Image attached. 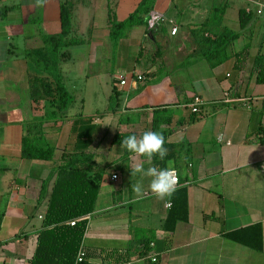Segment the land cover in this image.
<instances>
[{
    "label": "crops",
    "instance_id": "obj_1",
    "mask_svg": "<svg viewBox=\"0 0 264 264\" xmlns=\"http://www.w3.org/2000/svg\"><path fill=\"white\" fill-rule=\"evenodd\" d=\"M141 1L47 0L35 6V0H0V264H30L55 168L65 161L101 179L83 238L89 263L113 264L116 251L132 243L135 250L121 264H145V258L156 264H264V86L256 81L264 30L254 41L247 34L258 29L252 18L264 0H154L159 23L148 28L144 15L112 43L109 10L121 22ZM62 8L69 30L57 50L58 71L73 97L63 111L49 74L33 63L50 66L44 37L61 33ZM240 10L251 17L242 29ZM191 31L210 38L237 34L228 45L230 58L219 65L207 61ZM94 66L96 72L87 71ZM120 70L127 75L124 85ZM42 78H49V96L37 81ZM111 95L114 112L106 110ZM194 97L203 101L199 114L189 108ZM32 124L39 143L54 149L52 161L25 156ZM152 128L164 137L165 168L175 170L176 190L183 189L187 200L164 252L161 228L170 203L150 192L151 178L131 176L139 164L146 170L162 161L133 154L122 161L123 148L112 144L116 133L140 136ZM138 182L143 199L132 191ZM231 233L248 244L228 238ZM144 242L147 254H141Z\"/></svg>",
    "mask_w": 264,
    "mask_h": 264
},
{
    "label": "trees",
    "instance_id": "obj_2",
    "mask_svg": "<svg viewBox=\"0 0 264 264\" xmlns=\"http://www.w3.org/2000/svg\"><path fill=\"white\" fill-rule=\"evenodd\" d=\"M153 2L154 0H142L135 10L121 22H117L110 15L109 10L110 41L116 43L126 28L140 22L142 16L148 15L152 10ZM250 21L251 17L246 15L243 10H240L238 13L239 28H245ZM60 24L61 33L59 35L44 37V43L47 46L45 53L50 59V66H43L41 62L36 60H33V63L36 68L49 74L52 82L55 84V90L59 93L60 110L63 111L73 101V97L68 93L63 78L58 71L57 50L63 44V38L69 30V17L67 10L64 8L60 12ZM191 34L199 48V53L207 61L216 60V65L222 64L230 58L227 55L228 45L237 37V34L230 31H223L218 37L214 38H210L208 35L207 37H199L195 31H191ZM208 43L209 46L202 49V46ZM256 65V68H258L256 81L264 86V56L257 58ZM37 81L43 94L49 96L52 92L49 78L37 79ZM115 99L114 95L109 97L107 111L114 112ZM36 128L35 124L29 125L27 128L28 135L26 139L30 140V143L24 146L25 156L32 160L50 162L53 159L54 149L44 147L39 143V133H37ZM155 130L152 128L150 131L155 132ZM130 135L133 134L120 135L116 133L113 136L112 144L120 145V142ZM130 155L131 153L123 149L121 160H128ZM165 162L166 159L158 163L159 168H165ZM54 173L55 180L48 196L47 210L42 219V229L36 236V249L30 264H91L85 251L82 261L76 263L77 252L86 231V221L80 220V218L93 212L101 179L96 173L90 176L87 169L80 168L75 162L68 161L57 166ZM44 194L45 183L43 182L40 196L42 197ZM186 203L184 190H176L170 199V209L161 228V232L164 234L161 252L169 249L175 223L183 219L186 213ZM70 221H75L73 226L69 224ZM237 234H227V237L237 242H244L241 238H238ZM142 246L144 249L141 251V254H147V250L149 249L148 243L144 242ZM134 250V245L130 243L125 250L116 251L119 257L113 264H121ZM144 263L153 264L150 258H145Z\"/></svg>",
    "mask_w": 264,
    "mask_h": 264
},
{
    "label": "clouds",
    "instance_id": "obj_3",
    "mask_svg": "<svg viewBox=\"0 0 264 264\" xmlns=\"http://www.w3.org/2000/svg\"><path fill=\"white\" fill-rule=\"evenodd\" d=\"M47 0H35V6H43ZM165 140L160 132L145 131L142 135L135 134L126 137L120 142V147L126 149L134 157H147L149 161L158 157L163 161L168 155V149L164 146ZM140 174L142 177H149V190L159 200L170 199L176 190L178 177L174 170L170 168H157L151 166L144 169L142 164L137 165L131 171V176ZM132 191L136 199H143L145 190L142 183H136L132 186Z\"/></svg>",
    "mask_w": 264,
    "mask_h": 264
},
{
    "label": "built area",
    "instance_id": "obj_4",
    "mask_svg": "<svg viewBox=\"0 0 264 264\" xmlns=\"http://www.w3.org/2000/svg\"><path fill=\"white\" fill-rule=\"evenodd\" d=\"M257 15L258 16H262L264 17V3L263 4H257ZM162 19V15L156 11H150L149 14L147 15V27L148 28H153L155 27L159 21ZM177 32V28L173 27L171 29L170 34L172 36H174ZM138 80H142V77L138 76L137 77ZM120 84L124 85L125 81L124 79L120 80ZM227 96V95H226ZM228 101V100H227ZM203 106V101L199 98V97H194L189 105L190 111L192 114H199L200 111L199 109ZM175 172V170H174ZM176 174V172H175ZM263 174H264V170H263ZM177 175V174H176ZM111 181H115L117 179V177L115 175L111 176ZM178 184V183H177ZM167 207H169V204L167 205ZM80 220L86 221V230L88 227V221H89V215H85L83 217L80 218ZM75 223V221H70V225L73 226ZM85 252H84V248H83V241L80 244L79 250L77 252V256H76V263H80L82 261V259L84 258ZM152 262H155V259H151Z\"/></svg>",
    "mask_w": 264,
    "mask_h": 264
},
{
    "label": "rangeland",
    "instance_id": "obj_5",
    "mask_svg": "<svg viewBox=\"0 0 264 264\" xmlns=\"http://www.w3.org/2000/svg\"><path fill=\"white\" fill-rule=\"evenodd\" d=\"M252 23L257 24L258 29L253 34H252V32L250 33V31L247 34L250 35V36L253 35L254 36L253 37V41H254V39L258 36L257 31H261V33H262L263 30H264V17H262V16H259V17L253 16ZM253 45H254V42L252 43V46ZM115 63H117V60L116 61L114 60V62L113 61L110 62V64L113 65V66L115 65ZM98 68L99 67H97V66H94L93 68L90 67V68L87 69V71L90 70V71L96 72V70ZM116 75L119 76L121 79H126L127 78V75L125 73H123L121 70L120 71H116ZM94 100H96V98Z\"/></svg>",
    "mask_w": 264,
    "mask_h": 264
}]
</instances>
